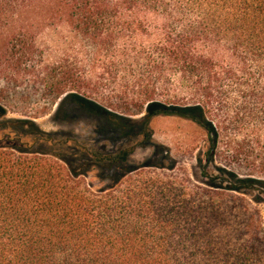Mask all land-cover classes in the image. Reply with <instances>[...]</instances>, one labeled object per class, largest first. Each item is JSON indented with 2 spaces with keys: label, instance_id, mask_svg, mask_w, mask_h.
Wrapping results in <instances>:
<instances>
[{
  "label": "trees",
  "instance_id": "trees-1",
  "mask_svg": "<svg viewBox=\"0 0 264 264\" xmlns=\"http://www.w3.org/2000/svg\"><path fill=\"white\" fill-rule=\"evenodd\" d=\"M30 13L64 20L81 50L46 60ZM18 19L0 55L33 75L47 102L60 99L54 117L79 106L120 129L132 108L142 131L157 116L192 121L206 137L195 160L208 180L193 182L168 153L121 172L133 149L54 140L33 120L6 119L0 104V264H264L253 203L264 201V0H0V30ZM166 74L188 103L152 98L150 79ZM119 75L138 91L98 93ZM94 167L104 187L87 180Z\"/></svg>",
  "mask_w": 264,
  "mask_h": 264
},
{
  "label": "rangeland",
  "instance_id": "rangeland-1",
  "mask_svg": "<svg viewBox=\"0 0 264 264\" xmlns=\"http://www.w3.org/2000/svg\"><path fill=\"white\" fill-rule=\"evenodd\" d=\"M28 17L35 20L33 31L36 35V44L44 52L46 60L54 62L63 55L72 56L73 53L81 50L80 40L64 20L50 18L40 13H30ZM22 21L18 19L0 30V53L4 50V45L1 42L21 26ZM147 40H142L140 37L137 43L142 41L145 46H148ZM10 50H12V46ZM11 58L10 55H0V104L6 108V119L33 120L41 131L53 134L54 140L70 139L71 143H76L79 147L83 146L101 154L116 155L123 149L131 148L133 149L131 156L124 164L116 168L121 172L131 171L145 162L155 163L157 158L168 153L171 158L176 159V169L185 170L193 182L201 185L207 182L208 179L201 176V169L198 168L195 160L199 152L205 151L207 141L203 130L194 122L173 116H157L150 121L148 130L142 131L143 112H138V108H132L136 109L132 110L134 113L131 116L133 122L128 125L124 123L121 129L117 127L114 118L94 114L79 106H71V109L68 106L70 112L67 117H64L62 113L54 117L60 99L56 102H47L40 91L41 87L34 84L33 75L15 69L13 67L14 60ZM122 77L119 75L115 82L111 80L110 83H104L100 86L98 93L105 95L114 92V95L121 97L120 92H124L126 89L130 90L129 93L138 91L132 89V84H123ZM150 84L153 85L150 90H154L152 93L154 99L166 103L184 104L189 102L188 88L181 84L179 78H175L171 74H166L159 82L155 78H151ZM127 102L130 103V100ZM124 103L122 100L119 103L120 107H125ZM126 128H130L131 131H127ZM28 131L31 132L30 129ZM30 134L32 137L37 133L32 134L31 132ZM2 138L5 137L0 132V140ZM152 141L160 148L151 145ZM220 146H223L222 143ZM32 148L38 151L51 149L49 145L47 147L34 145ZM161 149L164 150L162 153L159 151ZM68 152H70L69 149ZM75 156H79V154H75ZM219 163V161L216 162L217 165H220ZM95 170L97 168L94 167L87 180L95 188L104 187L109 183V180L95 176ZM99 170L103 171L104 169ZM239 172L246 175L245 172L240 170ZM246 197L251 200L250 195ZM253 203L260 209L264 220V201L255 202L254 200Z\"/></svg>",
  "mask_w": 264,
  "mask_h": 264
}]
</instances>
